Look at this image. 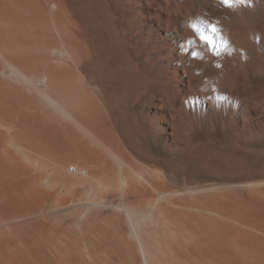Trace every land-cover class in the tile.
I'll return each mask as SVG.
<instances>
[{
    "label": "bare ground",
    "instance_id": "1",
    "mask_svg": "<svg viewBox=\"0 0 264 264\" xmlns=\"http://www.w3.org/2000/svg\"><path fill=\"white\" fill-rule=\"evenodd\" d=\"M0 264H264V0H0Z\"/></svg>",
    "mask_w": 264,
    "mask_h": 264
},
{
    "label": "snow or ice",
    "instance_id": "2",
    "mask_svg": "<svg viewBox=\"0 0 264 264\" xmlns=\"http://www.w3.org/2000/svg\"><path fill=\"white\" fill-rule=\"evenodd\" d=\"M213 30H215V29H213Z\"/></svg>",
    "mask_w": 264,
    "mask_h": 264
}]
</instances>
